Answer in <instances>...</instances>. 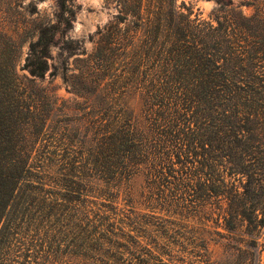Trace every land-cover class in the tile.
<instances>
[{
    "label": "rangeland",
    "instance_id": "374dc122",
    "mask_svg": "<svg viewBox=\"0 0 264 264\" xmlns=\"http://www.w3.org/2000/svg\"><path fill=\"white\" fill-rule=\"evenodd\" d=\"M128 1L74 0L72 28L56 34L39 78L27 56L40 28L55 23L57 2L0 0V74L13 65L9 96L25 107L32 149L30 172L2 223L0 264H264V228L239 223L226 230L217 214L229 201L176 189V158L169 165L174 178L163 169L176 130L196 132L193 53L172 61L175 38L162 35L156 44L140 28L166 0H141L140 11ZM175 3L195 27L177 43L220 56L234 45L244 68L234 80L264 71V0ZM253 46L262 56L255 74L244 57ZM116 131L134 137L123 158L107 162L99 150ZM188 137L178 138L185 145ZM199 160L207 163V156Z\"/></svg>",
    "mask_w": 264,
    "mask_h": 264
},
{
    "label": "trees",
    "instance_id": "16d2710c",
    "mask_svg": "<svg viewBox=\"0 0 264 264\" xmlns=\"http://www.w3.org/2000/svg\"><path fill=\"white\" fill-rule=\"evenodd\" d=\"M56 2L59 11L55 23H47L40 28L36 40L30 44L27 56L26 67L31 75L39 78L43 77L47 69L49 46L54 43L56 34L68 32L75 17L74 0ZM128 4L137 11L144 8L141 0H130ZM155 14L153 18L140 21V28L154 36L156 44L159 38L166 35L175 38L170 42V46L174 47L171 50L176 53L172 61L185 60V53L191 50L196 80V105L192 114L196 132L186 125L176 130L177 134L172 136L175 144L165 154L167 162L163 163V169L167 170L168 177L174 178L172 175L175 171L169 165L176 158L182 168L178 171L180 178L175 177L176 189H185L181 193H211L217 200L229 201L228 208L221 209L217 214L226 230H235L239 223L246 224L252 230L264 228V201L258 194L264 193V155H261L264 152V71L259 76H253L251 81L242 75L239 80H234V72L239 73L244 69L243 58L234 52V45L229 44L230 52L220 56L216 51L202 52L200 47L184 44L187 34L195 27L193 21L183 12L182 6L176 5L175 0H166ZM180 18L185 22L181 24L178 21ZM179 33L183 44L177 43ZM6 44L11 46L8 42ZM252 51L253 53H247L251 55L244 57L255 74V68L261 67L262 56H259L261 49L254 47ZM221 59L223 63H219ZM237 59V65L230 64ZM237 69L239 71H234ZM14 81L13 65L1 68L0 233L2 223L12 215L11 207L17 198V187L31 169L28 163L32 149L28 148L30 142L26 135L28 122L23 118L27 112L22 104L19 105L9 96L14 92ZM22 108L23 110H19ZM120 134L121 131L109 133L105 147L99 150L102 158H123L128 149V138L134 135L129 132ZM181 135L185 138L187 135L192 137H188L184 145L183 140L178 138ZM204 155L207 156V163L199 160ZM203 163L204 169L207 168L206 172L201 168ZM187 164L190 167L187 168ZM165 179L160 177L161 185ZM182 213L180 211L178 215L182 216ZM164 237L168 239L167 236ZM179 238L188 239L183 235L178 236ZM2 243L0 239V250Z\"/></svg>",
    "mask_w": 264,
    "mask_h": 264
}]
</instances>
